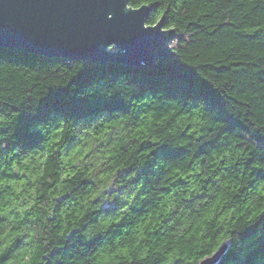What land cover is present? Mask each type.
<instances>
[{
	"label": "trees",
	"instance_id": "16d2710c",
	"mask_svg": "<svg viewBox=\"0 0 264 264\" xmlns=\"http://www.w3.org/2000/svg\"><path fill=\"white\" fill-rule=\"evenodd\" d=\"M128 3L152 67L0 48V264H264V0Z\"/></svg>",
	"mask_w": 264,
	"mask_h": 264
},
{
	"label": "water",
	"instance_id": "95a60500",
	"mask_svg": "<svg viewBox=\"0 0 264 264\" xmlns=\"http://www.w3.org/2000/svg\"><path fill=\"white\" fill-rule=\"evenodd\" d=\"M126 2L0 0V48L98 64L152 67L170 55L169 42L174 30L163 31V16L155 28L144 30L142 23L149 25L146 20L154 5L126 10ZM109 15L114 17L111 22L106 21ZM224 250L225 246L200 264H214Z\"/></svg>",
	"mask_w": 264,
	"mask_h": 264
},
{
	"label": "snow or ice",
	"instance_id": "6c2138e0",
	"mask_svg": "<svg viewBox=\"0 0 264 264\" xmlns=\"http://www.w3.org/2000/svg\"><path fill=\"white\" fill-rule=\"evenodd\" d=\"M148 2L150 3V2H152V0H148ZM126 4H127V8H125L126 10L131 9V8L133 7L132 4L128 3V0H127ZM135 7H136V8H143L144 5H143V4H139V3H137V4L135 5ZM113 19H114V17H113L112 15H109V16L106 17V21H108V22H111ZM159 23H160L159 20H157L156 23H154V24H149V25H145L144 23H142V28H143L144 30L152 29V28H155V27H156V24H159ZM168 30H169V29H167V28H164V29H163L164 32H167ZM113 41H115V40H113ZM113 41L107 43V45H106V49L108 48L109 45H111V44L113 43ZM116 43H117V42H116ZM117 45H118V44H117Z\"/></svg>",
	"mask_w": 264,
	"mask_h": 264
}]
</instances>
